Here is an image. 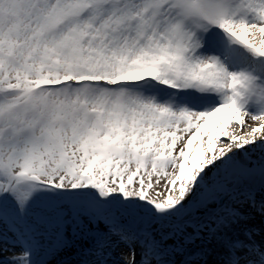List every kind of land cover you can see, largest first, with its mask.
Wrapping results in <instances>:
<instances>
[{"label": "snow or ice", "instance_id": "1", "mask_svg": "<svg viewBox=\"0 0 264 264\" xmlns=\"http://www.w3.org/2000/svg\"><path fill=\"white\" fill-rule=\"evenodd\" d=\"M245 204L264 0H0V264H264Z\"/></svg>", "mask_w": 264, "mask_h": 264}, {"label": "rangeland", "instance_id": "2", "mask_svg": "<svg viewBox=\"0 0 264 264\" xmlns=\"http://www.w3.org/2000/svg\"><path fill=\"white\" fill-rule=\"evenodd\" d=\"M259 200L260 196L258 194L257 201L259 202ZM241 211L244 214L245 219L239 223L233 224L231 229H226L227 235L233 239L237 237L244 239V229L248 228L255 232L254 240L257 242L258 237H264V215L258 211H255L247 204L242 207ZM100 227L103 228V225H100ZM43 243L46 245L47 240H44ZM124 249L127 251L126 248ZM196 251L203 252V255L195 257V259L198 261V264H218L221 259L223 249L217 245L215 241H212L211 243L201 245L196 249ZM6 255H11V253H7ZM43 258L46 260L47 264H75L78 259L74 253V250H63L54 255H48ZM176 259L179 261L182 260L183 257L177 256Z\"/></svg>", "mask_w": 264, "mask_h": 264}, {"label": "bare ground", "instance_id": "3", "mask_svg": "<svg viewBox=\"0 0 264 264\" xmlns=\"http://www.w3.org/2000/svg\"><path fill=\"white\" fill-rule=\"evenodd\" d=\"M256 223H257V222H256ZM263 236H264V235H263ZM120 251L127 252V251H125V249H124L123 246H121L120 250H118L117 255H119V252H120ZM75 264H76V263H75Z\"/></svg>", "mask_w": 264, "mask_h": 264}]
</instances>
